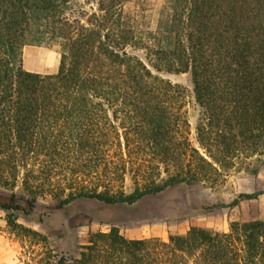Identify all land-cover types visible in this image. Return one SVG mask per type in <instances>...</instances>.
<instances>
[{"label": "trees", "instance_id": "obj_1", "mask_svg": "<svg viewBox=\"0 0 264 264\" xmlns=\"http://www.w3.org/2000/svg\"><path fill=\"white\" fill-rule=\"evenodd\" d=\"M126 1L0 0V187L10 190L3 210L15 209L18 192L30 208L47 196L57 207L82 197L132 204L177 184L221 185V170L241 156H264V0H166L141 39L124 17ZM30 43L59 48L55 73L23 68ZM162 72L189 73L207 157L188 139L185 87ZM54 158L66 168L60 181ZM53 257L36 264H67ZM71 261L264 264V216L232 221L229 231L192 225L167 239L127 238L115 226L90 231Z\"/></svg>", "mask_w": 264, "mask_h": 264}, {"label": "rangeland", "instance_id": "obj_2", "mask_svg": "<svg viewBox=\"0 0 264 264\" xmlns=\"http://www.w3.org/2000/svg\"><path fill=\"white\" fill-rule=\"evenodd\" d=\"M166 0H128L123 5L124 17L134 28L135 36L155 30L163 12ZM94 7L93 3L86 5ZM129 48V47H128ZM144 57L141 48H131ZM60 53L56 45L30 43L22 49V65L25 70L37 73H55ZM161 75L185 87L184 109L189 123L188 139L205 155L197 141L196 125L201 118V108L192 94L189 73H165ZM116 107L109 110L111 112ZM121 109V108H119ZM112 124L117 121L109 118ZM121 130L119 129L118 132ZM124 149V145H121ZM206 156V155H205ZM207 157V156H206ZM257 154L237 159L235 167L221 170L225 182L214 187H198L177 184L163 191L141 197L135 203L105 204L92 198H76L57 207L51 196L38 198L30 208L24 200V193L5 211L0 206V264L43 263L48 255L52 260L60 256L67 258V264L78 256L80 246L87 241L90 231L107 232L112 226L127 238L158 236L167 239L169 234L184 233L196 225L216 230L229 231L232 221H249L264 216V156ZM53 165L60 181L66 170L64 162L54 158ZM64 168V169H63ZM63 169V170H62ZM61 183V182H59ZM125 187L132 185L130 177ZM16 189V188H15ZM261 192L252 198H238L241 193ZM10 190L0 187V205L8 203ZM17 207V208H16ZM7 217L37 234L28 233L19 227H12Z\"/></svg>", "mask_w": 264, "mask_h": 264}]
</instances>
